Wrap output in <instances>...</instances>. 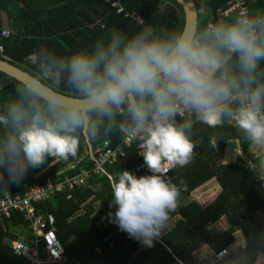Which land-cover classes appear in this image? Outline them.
<instances>
[{"label":"clouds","instance_id":"9594fccd","mask_svg":"<svg viewBox=\"0 0 264 264\" xmlns=\"http://www.w3.org/2000/svg\"><path fill=\"white\" fill-rule=\"evenodd\" d=\"M25 63L32 71L0 108V182L5 173L18 182L48 157H75L81 137L110 135L123 121L152 174L123 170L110 206L119 228L149 247L179 205L182 190L166 179L165 162H191L194 122L215 128L227 120L264 146V14L113 30L91 50L57 55L41 47Z\"/></svg>","mask_w":264,"mask_h":264},{"label":"trees","instance_id":"16d2710c","mask_svg":"<svg viewBox=\"0 0 264 264\" xmlns=\"http://www.w3.org/2000/svg\"><path fill=\"white\" fill-rule=\"evenodd\" d=\"M244 2L249 14H264V0ZM120 3L123 10L117 13L111 0H0V44L3 45L0 57L31 72L25 57L41 47L57 55H70L78 50H91L97 40L107 37L113 30L131 35L148 24L168 29H177L183 24V11L177 0H120ZM227 3L228 0H207L210 11L198 15V21L208 23L211 14L216 20V10ZM196 6L198 8L197 3ZM3 13L8 18L6 27L3 26ZM137 16L140 22L136 20ZM235 16L232 14L229 19L221 21H229ZM4 28L9 30L8 36L2 35ZM16 81L0 71V108L15 97ZM61 88L66 91L63 85ZM120 125L124 126L123 121ZM4 132L0 128V135ZM123 136L119 126L114 133L90 139V142L95 148L103 140H109L110 146L115 147ZM191 139L195 143L191 162L183 167L177 165L167 173L182 190L179 205L170 213L169 219L177 213L181 218L173 227L161 232L151 247L146 245L141 250L144 244L130 237L114 222L116 206H110L113 198L111 184L123 170L137 177L152 174L147 165L135 169L144 158L133 147L127 148L126 156L106 164L105 172L92 174L86 184L55 192L38 202L37 211L53 213L56 235L65 248V260L52 264H254L258 253L264 252V217L258 216L264 215V198L258 191L264 178L258 170L250 169L245 161L256 164L258 155L251 150L257 145L248 141L227 120L215 128L194 122ZM234 141L246 160L240 156L234 160L227 158V146ZM88 147L86 137H81L75 157L67 160L48 157L40 167H30L18 182L9 181L5 173L3 182H0V198L17 190L23 193L31 186L44 183L47 177L59 181L65 174L71 175L81 167H90L93 158ZM44 167L42 172L35 174ZM211 178L216 179L221 190L209 205L200 209L197 202L188 200V197L192 190ZM95 206L100 208L97 210ZM100 216L105 217L104 226L96 223ZM221 216L227 217L229 227L211 233L206 223L215 222ZM18 227H22L24 233L28 232L26 222L18 212L0 220V264H23L7 241L18 238L19 232L15 231ZM236 229L242 231L244 245L221 259L210 261L195 257L194 250L202 244L213 252L228 246L235 239Z\"/></svg>","mask_w":264,"mask_h":264},{"label":"built area","instance_id":"2783aa9c","mask_svg":"<svg viewBox=\"0 0 264 264\" xmlns=\"http://www.w3.org/2000/svg\"><path fill=\"white\" fill-rule=\"evenodd\" d=\"M111 6L116 8L117 13L123 10L120 0H111ZM245 10L248 11L244 0H228L227 6L219 9L218 13L223 17H230L232 14L238 15ZM8 34L9 30L4 28L2 35L8 36ZM2 53L3 45L0 44V54ZM183 118L178 116L177 121ZM120 127L123 131L124 126L120 125ZM123 133V139L117 146L111 147L109 140H103L100 145L92 148V151H88L93 158L90 167H83L72 175H64L59 181H54L52 177H47L44 183L30 187L23 193L17 190L0 198V220H3L4 217L9 218L13 212H18L27 222L31 232L33 245L26 244L23 241H13L11 245L13 253L23 260V264H52L61 263L65 260V248L56 235L53 213L37 211L36 204L48 199L56 191L87 183L88 178L92 174L105 172L106 164H112L119 157L126 156L127 148L133 147L138 153H142V142L138 139H133L125 131ZM165 163L170 167L169 172L177 166H172L171 162ZM145 165V161L140 162L135 166V169L137 170ZM249 168L257 170L258 167L250 160ZM168 178L170 177L166 176V179ZM38 245L42 247V255L38 251ZM145 246L144 244L140 249H144ZM228 252V248L223 247L214 251L213 256L219 259L228 254Z\"/></svg>","mask_w":264,"mask_h":264},{"label":"crops","instance_id":"0c3cea01","mask_svg":"<svg viewBox=\"0 0 264 264\" xmlns=\"http://www.w3.org/2000/svg\"><path fill=\"white\" fill-rule=\"evenodd\" d=\"M195 2H196V0H195ZM200 2H201V0H200ZM197 4H198V8H197L198 9V15H200V14L204 15L205 13H208L210 11V7L207 4V0H203V2H202L203 5L201 7H200L199 3H197ZM219 9H222V8H218L216 10L217 19L214 20V15L211 14L210 15V20L208 21V23L212 22V21H221L222 19H229L231 17V16L230 17H223L222 15H220L218 13ZM201 10H202V12H200ZM138 19H140V18L137 16L136 20H138ZM138 21L140 22V20H138ZM4 27H6V26H4ZM88 151H90L89 147H88ZM227 155H229V157H234L235 159H236V157L240 156L243 161L246 160V158L242 154V151L240 150L239 145H238V143L236 141L232 142V144H228V146H227ZM45 168L46 167L40 169L35 174L36 175L39 174ZM81 168H83V167H81ZM81 168H79V170H81ZM65 175H67V174H65ZM45 181H46V179H45ZM31 187H33V186H31ZM263 188H264V182H262L260 188H258V191H260V193H261ZM65 189H71V188H65ZM220 190H221V188H220L219 184L217 183L216 179L215 178H211L210 181L206 182L205 184L203 183L202 185H199V186H197V188L192 190L190 195H189V197H188V200L196 201L197 204L199 205V208L203 209V208H205L207 205H209L212 202V200L217 196V194L220 192ZM56 192H58V191H56ZM95 207H97L96 208L97 210L100 208V206H95ZM73 217H75V215H73ZM180 218H181L180 214L177 213L173 218L169 219L167 227L165 229H163L162 232L166 231V229H168L170 227H173L179 221ZM6 220L4 221L5 224H6ZM96 223L99 226H103V223L106 224L105 217L104 216H100L99 219L96 220ZM229 225H230V223H229L227 217L226 216H221L215 222L206 223V228L211 233H219V232L224 231L226 228H228ZM26 227H27V230H28L27 233L26 232L24 233L22 231L23 230L22 227H18V229L15 230L16 233L19 232L18 238L16 240H7L8 244H10V246L12 245L13 241H23L24 243L29 244V245H33L34 244L33 241L31 240L32 236H31V232H30V230H29V228L27 226V222H26ZM28 234H29V236H28ZM234 238L235 239H234V241L232 243H230L228 246H225V247L228 248L229 252L234 250L235 248H237L239 246L244 245L245 239H244L242 231L240 229H236V231L234 232ZM155 239H157V237ZM37 247H38L39 253H41V255H42V249H41L42 247H41V245H38ZM11 249H12V247H11ZM96 250L98 251V249H96ZM14 255L17 256L16 254H14ZM194 255H195V257L198 260L208 259V260L212 261V260L218 259V258L213 256V251L207 245H204V244H202L201 247H199L198 249L194 250ZM17 257L20 258L19 256H17ZM221 258H219V259H221ZM174 264H182V263H174ZM254 264H264V252L258 253Z\"/></svg>","mask_w":264,"mask_h":264},{"label":"water","instance_id":"95a60500","mask_svg":"<svg viewBox=\"0 0 264 264\" xmlns=\"http://www.w3.org/2000/svg\"><path fill=\"white\" fill-rule=\"evenodd\" d=\"M177 2L181 5L183 11V23H185L186 21L196 23L198 21V9L195 0H177ZM0 71L16 80L22 79L28 72L26 70L21 69L17 65L12 64L7 59L1 57ZM86 140L89 149L92 151L90 139L86 137Z\"/></svg>","mask_w":264,"mask_h":264},{"label":"rangeland","instance_id":"374dc122","mask_svg":"<svg viewBox=\"0 0 264 264\" xmlns=\"http://www.w3.org/2000/svg\"><path fill=\"white\" fill-rule=\"evenodd\" d=\"M202 2H203V0H201V2H200V0H196V3H199L200 4V7L203 5L202 4ZM200 12H202V10L200 11ZM3 26H7V23H8V18H7V15L5 14V13H3ZM227 150V149H226ZM241 150V149H240ZM251 151H253V153H257V155H258V158L255 160V162H256V164L258 165L257 167H258V172H260V176L262 177V178H264V147L263 146H258L257 145V147H254ZM249 155L250 156H253V154L252 153H249ZM226 156H227V158L228 159H230V160H234L235 158L234 157H229V155H227V151H226ZM254 157V156H253ZM245 163L246 164H248L249 166H250V160H246L245 161ZM261 195H262V197L264 198V188H263V190H262V192H261ZM258 216H260L261 218H263L264 217V215L263 214H258Z\"/></svg>","mask_w":264,"mask_h":264}]
</instances>
